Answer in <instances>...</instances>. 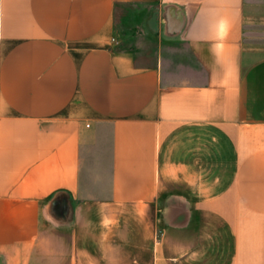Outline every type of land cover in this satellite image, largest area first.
<instances>
[{"label":"crops","instance_id":"0c3cea01","mask_svg":"<svg viewBox=\"0 0 264 264\" xmlns=\"http://www.w3.org/2000/svg\"><path fill=\"white\" fill-rule=\"evenodd\" d=\"M0 264H264V0H0Z\"/></svg>","mask_w":264,"mask_h":264},{"label":"rangeland","instance_id":"374dc122","mask_svg":"<svg viewBox=\"0 0 264 264\" xmlns=\"http://www.w3.org/2000/svg\"><path fill=\"white\" fill-rule=\"evenodd\" d=\"M144 12V7L129 5H125L118 10L117 27L122 38L127 37V35H130L132 32L136 35L142 34L138 25L140 17L144 14ZM144 37L145 41L153 40L146 38V36ZM155 45L156 43L153 41L151 49L157 48ZM162 46L165 56L170 57L173 60L175 59L176 62H185L187 60L188 54L181 43L166 41Z\"/></svg>","mask_w":264,"mask_h":264}]
</instances>
